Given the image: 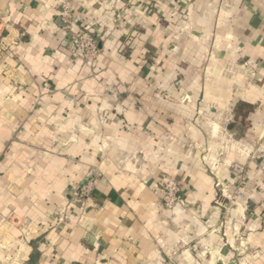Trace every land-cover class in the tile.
<instances>
[{
    "label": "crops",
    "instance_id": "1",
    "mask_svg": "<svg viewBox=\"0 0 264 264\" xmlns=\"http://www.w3.org/2000/svg\"><path fill=\"white\" fill-rule=\"evenodd\" d=\"M232 262L264 264V0H0V264Z\"/></svg>",
    "mask_w": 264,
    "mask_h": 264
},
{
    "label": "built area",
    "instance_id": "2",
    "mask_svg": "<svg viewBox=\"0 0 264 264\" xmlns=\"http://www.w3.org/2000/svg\"><path fill=\"white\" fill-rule=\"evenodd\" d=\"M58 5L62 8V20L69 30L66 49L72 60L92 61L99 54V47L96 38L85 29L75 30V17L72 8L61 1ZM209 156V157H208ZM205 160L213 175L217 177L219 168L228 166L234 173L235 186L232 194H228V203L236 205L245 200L246 197V178L245 168L242 165H232L227 161L221 162L214 154H209ZM227 164V165H226ZM95 186V180H88L76 193V197L88 198L91 196ZM161 193L163 195V206L166 210L173 211L178 206L183 205V191L179 183L174 179H167L162 183ZM227 194V193H226Z\"/></svg>",
    "mask_w": 264,
    "mask_h": 264
},
{
    "label": "trees",
    "instance_id": "3",
    "mask_svg": "<svg viewBox=\"0 0 264 264\" xmlns=\"http://www.w3.org/2000/svg\"><path fill=\"white\" fill-rule=\"evenodd\" d=\"M247 107L246 104H240V106L238 107L239 110H241L242 108Z\"/></svg>",
    "mask_w": 264,
    "mask_h": 264
},
{
    "label": "water",
    "instance_id": "4",
    "mask_svg": "<svg viewBox=\"0 0 264 264\" xmlns=\"http://www.w3.org/2000/svg\"><path fill=\"white\" fill-rule=\"evenodd\" d=\"M224 253L227 251V248H225L224 250ZM230 264H236L235 262H232V263H230Z\"/></svg>",
    "mask_w": 264,
    "mask_h": 264
}]
</instances>
